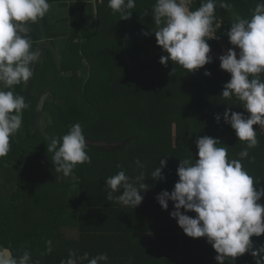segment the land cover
Wrapping results in <instances>:
<instances>
[{
  "label": "trees",
  "instance_id": "1",
  "mask_svg": "<svg viewBox=\"0 0 264 264\" xmlns=\"http://www.w3.org/2000/svg\"><path fill=\"white\" fill-rule=\"evenodd\" d=\"M155 2L135 0L130 18L124 20L112 12L108 0H97L94 26L80 42L66 45L55 81L40 78L43 69L50 71L47 64L57 66L52 53L44 67L37 64L40 76L35 84L47 81L53 101L45 103L35 84V94L28 95L31 103L23 83L11 89L28 105L22 111L23 131L13 136L8 154L0 158V248L9 249L13 256L18 258L27 249L34 264H61L70 252L77 258L84 253L89 258L106 253V264H217V253L206 238L187 236L170 216L173 202L164 210L156 197L174 189L180 160L195 163L199 158L198 137L218 138L229 160L240 159L238 153L246 145L224 123L223 113L229 107L240 113L245 110L235 97L225 100L221 96L231 76L214 58L193 72L171 61L159 62L168 54L157 45L154 33L143 34L157 30L152 17ZM226 2L241 17L250 18L261 0ZM199 6L200 0H193L190 10ZM215 17L214 27L223 26L218 34L228 38L233 13L220 8L219 0ZM206 70L210 76L204 74ZM65 72L70 75H61ZM76 73L80 76L73 77ZM216 114L221 115L219 124ZM77 123L91 163L78 164L74 179L61 178L51 163L53 153L47 151L48 138L62 137ZM253 127L259 129V125ZM257 140L249 158L241 163L258 189L264 187V130L257 131ZM137 159L143 168L136 166ZM160 159L167 161L162 169L165 179L154 180L151 173ZM31 160L30 175L21 174L18 168ZM120 170L133 182L148 185L147 191L140 190L144 198L136 208L106 199L105 180ZM141 172L145 180L137 181ZM122 194L123 189L114 195ZM259 203L264 205V197ZM49 239L53 250L44 255ZM251 240L254 248L264 245V234ZM225 264H255V258L245 253L235 260L226 258Z\"/></svg>",
  "mask_w": 264,
  "mask_h": 264
},
{
  "label": "clouds",
  "instance_id": "2",
  "mask_svg": "<svg viewBox=\"0 0 264 264\" xmlns=\"http://www.w3.org/2000/svg\"><path fill=\"white\" fill-rule=\"evenodd\" d=\"M88 2L95 10L97 0ZM192 3L193 0H156L152 17L157 30L143 33H154L157 45L168 54L160 57L162 65L171 61L187 72L212 62L207 41L216 38L217 28L221 26L214 27L217 0H200V6L195 10H190ZM135 6V0H108V7L124 20L130 18L129 10ZM51 7L48 0H0V158L8 154L10 138L19 132L22 111L28 107L25 98L11 89L30 81L33 65L41 57L40 51L32 50L28 25L42 20ZM219 7L233 13L227 36L230 44L235 46L219 57L220 68L231 76L224 84L221 96L225 100L235 97L247 113L235 112L229 107L223 113V121L246 146L238 153L240 159L229 160L228 150L218 146L221 145L218 138L198 137L195 143L199 158L195 163L189 159L180 160L179 179L174 189L171 193L162 191L156 199L164 210L168 209L169 201L173 202L174 210L170 216L177 220L187 236L206 238L217 253V264H225L226 258L235 260L245 253L255 258V264H264V245L254 248L251 240L253 236L264 234V205L259 203L264 197V187H254L253 177L241 163L249 158V150L258 145L257 131L264 130V80L261 79L264 74V0L256 4L250 18L234 12L233 5L226 0H219ZM204 74L211 75L207 70ZM214 119L219 124L221 115L216 114ZM254 125H259V129H254ZM48 139L47 151L53 153L51 163L57 173H62L61 178H73L78 164L91 163L79 123L72 125L62 137ZM135 164L138 168L144 166L139 159ZM166 166L167 161L160 159L159 166L151 173L152 178L165 179L162 169ZM139 180H145L143 172L137 177ZM105 186L108 201L115 200L132 208L143 201L140 190L148 189L143 182H133L124 170L106 178ZM121 189L122 195H114ZM181 209L184 213L194 212L196 216L190 217ZM52 250V240H46L43 254L48 255ZM85 260L88 264H106L108 256L100 253L89 258V254L84 253L77 258L75 252H70L69 258L61 264H82ZM0 264H34V260L27 249L17 258L7 249L0 248Z\"/></svg>",
  "mask_w": 264,
  "mask_h": 264
},
{
  "label": "crops",
  "instance_id": "3",
  "mask_svg": "<svg viewBox=\"0 0 264 264\" xmlns=\"http://www.w3.org/2000/svg\"><path fill=\"white\" fill-rule=\"evenodd\" d=\"M48 2L52 5L49 13L38 23L28 25L31 29L29 35L33 41L32 50L40 51L41 57L33 65V77L26 85L23 84L24 90L28 88V92L25 93L27 96L33 86L36 85L38 75L40 76V72L36 68L37 64L42 63L41 65L44 67L45 62L52 53L51 57L54 58L57 66L52 67V63H50L51 65L47 67L50 71H47L46 68L43 69V74L40 78H47L44 75L45 73L49 76L52 71L60 70L61 61L63 60L61 58L64 57L62 52H64L66 45L71 41L80 42L83 39V34L89 32L94 26L95 17L98 13L97 4L95 10H93L88 0H48ZM58 41H63V44L58 45ZM64 74L69 73L65 72ZM79 74L76 73L73 77H78L80 76ZM40 82L44 84L47 81ZM48 85L47 83V87ZM37 87L41 88L40 85ZM48 93L49 98L51 97L49 101H53L54 95H52L51 90ZM47 101L44 102L46 103Z\"/></svg>",
  "mask_w": 264,
  "mask_h": 264
},
{
  "label": "rangeland",
  "instance_id": "4",
  "mask_svg": "<svg viewBox=\"0 0 264 264\" xmlns=\"http://www.w3.org/2000/svg\"><path fill=\"white\" fill-rule=\"evenodd\" d=\"M63 44V41H58V45H62ZM59 51H62V50H59ZM82 55V54H81ZM61 58V57H60ZM61 59H63V58H61ZM47 66H49V64H47ZM59 66V65H58ZM60 70H62V66L60 67ZM58 71H52L51 73H50V75L49 76H47V78H48V80H49V82L50 81H52V82H54L55 81V79H56V73H57ZM80 73L81 74H83V75H81L82 77H86L87 75V73H85L83 70H81L80 71ZM64 73H62L61 75H63ZM67 76H69L68 74H64V77H67ZM75 79V78H74ZM71 80H73V79H71ZM71 82V81H70ZM49 84V83H48ZM56 84V83H55ZM36 87H37V85H36ZM40 87L41 88H38L37 87V89L39 90V93L41 94V96H40V98L43 100V101H46V100H49L50 98H49V94H48V91L49 90H51L50 88V85H48V87H47V82L46 83H44V84H41L40 85ZM34 91H36V89L35 88H33L32 90H31V92L29 93V96L32 94V95H34L35 93H34ZM27 92H28V88H27ZM53 92V90L51 91V93ZM53 95H54V93H53ZM27 97V101H29L30 103L32 102V100H31V98L30 97ZM52 99H54V96H53V98ZM61 101V100H60ZM67 106V105H66ZM80 110L81 111H84V106H80ZM29 111H31V110H29ZM85 112V111H84ZM85 116V115H84ZM83 116V117H84ZM22 118H23V114H22ZM83 119V118H82ZM20 130H22L23 131V129H22V127L20 128ZM13 139V137H11L10 138V140H12ZM36 161V160H35ZM31 165H33V162H32V160L30 161V164H27V163H25L24 165H22V166H20L19 168H18V170L20 171V173L21 174H29L30 175V172L32 171V168H29V167H27V166H31ZM17 170V171H18ZM3 183V182H2Z\"/></svg>",
  "mask_w": 264,
  "mask_h": 264
},
{
  "label": "built area",
  "instance_id": "5",
  "mask_svg": "<svg viewBox=\"0 0 264 264\" xmlns=\"http://www.w3.org/2000/svg\"><path fill=\"white\" fill-rule=\"evenodd\" d=\"M217 25H221L220 28H217V31H216V38L215 39H212V40H209L207 41L210 45V56L212 58H214L215 62L216 63H219L220 64V60H219V57L221 55H224L227 53L228 49L229 48H234L235 46L231 45L230 42H229V39L226 38L225 36H221L218 34V30H220L223 26L221 23H218L215 25V27ZM213 45H215L216 47V50L213 48ZM237 52H239V49L237 48L236 49ZM238 58V57H237Z\"/></svg>",
  "mask_w": 264,
  "mask_h": 264
},
{
  "label": "water",
  "instance_id": "6",
  "mask_svg": "<svg viewBox=\"0 0 264 264\" xmlns=\"http://www.w3.org/2000/svg\"><path fill=\"white\" fill-rule=\"evenodd\" d=\"M8 251H10L9 249H7ZM11 252V251H10ZM11 254H12V252H11ZM13 255V254H12Z\"/></svg>",
  "mask_w": 264,
  "mask_h": 264
}]
</instances>
